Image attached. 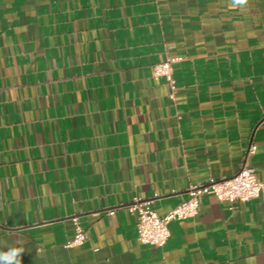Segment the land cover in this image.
<instances>
[{
  "label": "crops",
  "instance_id": "0c3cea01",
  "mask_svg": "<svg viewBox=\"0 0 264 264\" xmlns=\"http://www.w3.org/2000/svg\"><path fill=\"white\" fill-rule=\"evenodd\" d=\"M251 144L264 182V0H0V251L22 264H264V191L203 195L162 248L127 209L164 217Z\"/></svg>",
  "mask_w": 264,
  "mask_h": 264
},
{
  "label": "built area",
  "instance_id": "2783aa9c",
  "mask_svg": "<svg viewBox=\"0 0 264 264\" xmlns=\"http://www.w3.org/2000/svg\"><path fill=\"white\" fill-rule=\"evenodd\" d=\"M175 60L177 59H167L156 64L153 68L154 77H162L170 85L172 99L176 93L173 78V62ZM255 151L256 145L251 144L246 151L244 164L232 177L191 187L188 191V199L177 205L164 217L159 216L156 212L153 200L135 197L127 209L136 216L138 239L144 244L164 247L170 237V224L173 221L195 217L199 212L200 197L205 194L215 195L219 200L228 202L248 201L259 197L264 191V182L258 178L256 170L247 163L248 156ZM109 214H114V211ZM73 221L75 233L73 238L67 242V247L82 245L87 239L79 219L75 217Z\"/></svg>",
  "mask_w": 264,
  "mask_h": 264
},
{
  "label": "clouds",
  "instance_id": "9594fccd",
  "mask_svg": "<svg viewBox=\"0 0 264 264\" xmlns=\"http://www.w3.org/2000/svg\"><path fill=\"white\" fill-rule=\"evenodd\" d=\"M228 4L231 9L243 10L249 4V0H228ZM17 244L19 246H12L6 251H0V264H22V254L26 249L23 246V241H17Z\"/></svg>",
  "mask_w": 264,
  "mask_h": 264
}]
</instances>
